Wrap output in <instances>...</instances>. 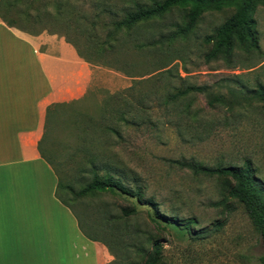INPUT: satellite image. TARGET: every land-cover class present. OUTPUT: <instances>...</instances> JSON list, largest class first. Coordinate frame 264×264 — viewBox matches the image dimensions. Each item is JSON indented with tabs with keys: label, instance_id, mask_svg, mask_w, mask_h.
<instances>
[{
	"label": "rangeland",
	"instance_id": "1",
	"mask_svg": "<svg viewBox=\"0 0 264 264\" xmlns=\"http://www.w3.org/2000/svg\"><path fill=\"white\" fill-rule=\"evenodd\" d=\"M68 1L58 21L51 18L45 26L65 34L99 66L100 74L88 97L48 115L42 151L57 174L58 196L69 203L81 228L108 242L126 264H144L143 252L152 249L147 236L142 235L146 230L161 243L159 264H262L259 256L264 248L242 203L229 200L225 207L212 206L222 199L219 181L194 175L170 160H193L210 167L241 166L248 161L264 186V103L245 99L248 90L264 86V5L257 4L252 13L257 48L236 47L230 61H207L205 54L211 45L204 38L233 13V8L204 11L188 35L169 43L168 31L183 23V12L172 10L138 25L130 36L126 31L119 33L109 47L105 44V50L98 52L94 36L102 33L101 22L93 17L94 0ZM136 1L151 0H109L113 9H119L117 18L123 8ZM53 2L48 4L51 15L56 14ZM101 19L109 18L105 15ZM22 25L38 31L44 23ZM149 31H154L156 38L163 37L158 52L137 47L147 40ZM167 61L170 63L159 70L172 68L174 86H203L207 93L223 96V103L210 106L207 93H194L184 102L191 105V114L185 117L181 105L170 110L151 94L149 107L138 112V119H132L136 109L129 106L123 109L127 121H121L115 110L122 106V100L150 89L161 94L171 88V78L166 75L146 80ZM131 85L134 88L126 90ZM111 163L118 165L125 184L142 185L145 197H154L161 212L194 218L191 233L166 223L151 206L117 190L95 191L73 199L72 192L92 179V166L102 175L103 166ZM122 206H134L138 214L125 225L113 226L121 228L123 243L119 244L111 217L120 215ZM135 229L140 231L139 237L126 249Z\"/></svg>",
	"mask_w": 264,
	"mask_h": 264
},
{
	"label": "crops",
	"instance_id": "2",
	"mask_svg": "<svg viewBox=\"0 0 264 264\" xmlns=\"http://www.w3.org/2000/svg\"><path fill=\"white\" fill-rule=\"evenodd\" d=\"M99 69L63 33L10 27L0 17V264L111 261L57 197V174L41 155L49 109L88 97Z\"/></svg>",
	"mask_w": 264,
	"mask_h": 264
},
{
	"label": "trees",
	"instance_id": "3",
	"mask_svg": "<svg viewBox=\"0 0 264 264\" xmlns=\"http://www.w3.org/2000/svg\"><path fill=\"white\" fill-rule=\"evenodd\" d=\"M53 3L54 8L56 9V14L51 15L48 10L49 0H0V17L10 27L26 29L25 27H22L23 22H26L27 24L44 23L42 29L40 30H48L45 23H47L51 18L54 21H58V14L62 10L65 3L68 4L69 1L54 0ZM259 3L264 5V0H151L148 3L136 1L133 2L132 7L123 8L121 11L122 16L117 18L119 9H113L109 0H94L91 6L93 9V17L95 20L101 22L100 30L102 33L101 37L94 36L97 38L94 49L96 48L98 52H103L105 50V44L109 47L111 40L116 39L119 33L126 31L127 35L130 36V31L138 27V25L146 22H153L154 19L161 18L170 11L179 9L183 12V23L174 25V29L168 31L169 34L167 35V41L172 43L179 37H185L188 35L204 11L208 9L221 10L223 8L230 7L234 9L233 13L219 26H217L213 30L212 34H208L204 38V42L211 45L210 49L205 54L207 61L217 59L230 61L236 47L245 50L258 47V31L256 28V21L253 18L252 13L254 12L256 5ZM105 15L108 16V20L101 19V17ZM149 32L147 40L142 44H138L137 47L140 46L141 48L147 49L148 52L160 51L162 48L161 39L163 37L160 36V38H156L155 33H153L154 31ZM65 37L69 42L75 45L78 54L83 57L85 61L92 63L81 53L75 43L68 39L66 35ZM169 63L170 61H167L163 66L156 68L155 70L158 71L146 78V80L150 81L151 79H160L166 75L171 78V88L167 92H162L161 94H158L160 92L155 89H150L148 93L145 92L146 94H138L134 95V98L131 96L130 100H122V106L115 110V115H119L121 121H127L126 112L123 109L124 107L129 106H131V108L135 107L136 109L135 114L131 116L132 119H138L140 117L138 112H141V110L144 111V109L149 107L148 100L150 98L148 97L151 94H155L154 99L156 102L162 103L170 110H174L181 105V114L183 113L184 115H182L185 117L190 116L191 105L189 102L186 104H184V102L189 101L188 98L194 93L207 92L203 86H174L172 81V78L174 77L172 68L159 70L166 67ZM135 83L140 82L136 81ZM133 88L134 86L131 85L126 88V90L130 91ZM248 92L249 94L246 95L245 99H247L249 103L252 100L264 103L263 85L258 84L257 88L248 90ZM207 96V103L210 106H213L216 102L223 103L222 100H225L221 95L207 93ZM225 103L226 102H224V104ZM230 103L231 102H227V104ZM59 107L60 106L58 104L53 105L51 109H49V114L57 112ZM49 114H47L45 121L44 136L47 131ZM132 123L136 122L133 121ZM41 155L47 159L45 153L42 151V148ZM170 161L177 164L181 168L189 169L194 175L216 178L220 184V194L222 195V199L212 202L211 205L225 207L227 206L229 200H236L242 203L254 230L261 239V243L264 248V186L255 176V170L248 161L241 166L219 165L216 167L203 165L193 160L176 159ZM117 167L118 165L114 163H111V166H103L104 174L100 175L97 173V168L92 166L94 174L92 179L77 192H72L73 199L76 200L78 197H82L95 191L117 190L123 194L135 197L137 201L143 204L151 206L155 215L164 220L166 223L175 224L191 233V229L195 223L194 218H179L177 215H169L165 212H161L159 209V203L154 199V197H145L142 185L136 184L134 186H129L122 181L121 171H118L119 168ZM58 185L59 180L57 188ZM56 195L62 203L70 207L68 202L58 196L57 190ZM120 211L121 214L114 216L115 219H112L114 218L113 216L111 217V220H113L111 223L112 227L120 224L125 225L131 218L136 217L138 214V210H136L134 206H122ZM77 220L79 221L78 217ZM117 226L113 227L114 230L118 229ZM120 230L121 228H119L116 232L117 243L119 244L123 243ZM139 232L140 231L137 229L131 231L130 242H128L129 245L126 249L132 245V242L133 246L135 245V239L139 237ZM84 234L92 239L98 238L86 231H84ZM142 235L147 236V241L151 242L152 248L150 251L146 250L143 252L145 257L144 264H159L161 255V243L159 238L154 236L152 232L148 230L142 232ZM99 240L105 244L110 254L113 256V260H111L108 264H126L122 259V256L114 252L112 250L113 247L108 242H104L100 238ZM259 261L264 264V252L259 256Z\"/></svg>",
	"mask_w": 264,
	"mask_h": 264
}]
</instances>
